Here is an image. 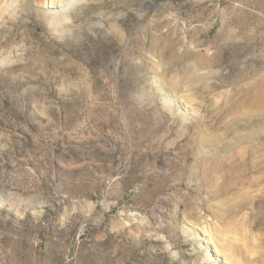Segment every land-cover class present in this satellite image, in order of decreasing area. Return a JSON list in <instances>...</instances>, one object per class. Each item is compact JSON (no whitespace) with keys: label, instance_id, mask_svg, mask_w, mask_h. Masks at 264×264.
I'll return each mask as SVG.
<instances>
[{"label":"rangeland","instance_id":"374dc122","mask_svg":"<svg viewBox=\"0 0 264 264\" xmlns=\"http://www.w3.org/2000/svg\"><path fill=\"white\" fill-rule=\"evenodd\" d=\"M6 2L0 264H264V0Z\"/></svg>","mask_w":264,"mask_h":264},{"label":"bare ground","instance_id":"6f19581e","mask_svg":"<svg viewBox=\"0 0 264 264\" xmlns=\"http://www.w3.org/2000/svg\"><path fill=\"white\" fill-rule=\"evenodd\" d=\"M37 1H44V0H18V2L20 3V4H25V3H33V2H37ZM58 1H60V0H58ZM62 1V0H61ZM7 3H9V2H6V4H5V0H0V18L1 17H3L4 15V13H5V9H6V7L8 6V4ZM51 3L53 4V3H57V0H51ZM4 4H5V6H4ZM247 104V103H246ZM245 104V105H246ZM257 104H258V106H259V102H257ZM260 105H262V104H260ZM257 108V107H256ZM258 109V108H257ZM231 143V142H230ZM233 145V144H232ZM228 146V145H227ZM229 146H231V145H229ZM228 148V147H227ZM240 151V150H239ZM246 162V161H245ZM255 167V165H253V167L252 168H254ZM221 169H223V168H220V169H218V170H221ZM248 169V167H240L239 166V168H237L236 170H238V175L239 176H244V175H246V170ZM220 172V173H219ZM225 173V171H218L217 173H218V178H222L223 180H225V178H227L225 175H224V173ZM263 174V173H262ZM234 178H236V175L234 174L230 179H234ZM230 179H227V180H229V182H227V181H224V185H225V187L223 188V189H221L220 190V192L219 193H221L222 195H224V196H228L229 195V192H230V190H229V186L231 185V180ZM255 181V180H254ZM260 189V188H259ZM235 190V189H234ZM232 191V190H231ZM263 192H264V189H263ZM261 193V192H260ZM262 193L261 194H259L257 197H256V199H260L262 196ZM254 199H255V197H254ZM239 209V208H238ZM263 210V215H264V206H263V208H262ZM263 220H264V218H263Z\"/></svg>","mask_w":264,"mask_h":264}]
</instances>
